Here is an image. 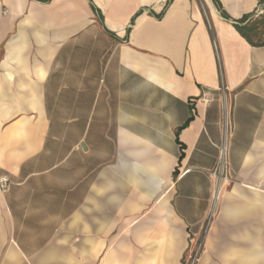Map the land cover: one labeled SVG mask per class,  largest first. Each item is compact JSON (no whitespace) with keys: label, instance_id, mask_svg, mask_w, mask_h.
Returning a JSON list of instances; mask_svg holds the SVG:
<instances>
[{"label":"crops","instance_id":"1","mask_svg":"<svg viewBox=\"0 0 264 264\" xmlns=\"http://www.w3.org/2000/svg\"><path fill=\"white\" fill-rule=\"evenodd\" d=\"M237 24L246 25L252 41ZM264 0H0V264H264Z\"/></svg>","mask_w":264,"mask_h":264},{"label":"built area","instance_id":"2","mask_svg":"<svg viewBox=\"0 0 264 264\" xmlns=\"http://www.w3.org/2000/svg\"><path fill=\"white\" fill-rule=\"evenodd\" d=\"M223 107H224V117H223V131L224 139L220 146L219 155L216 167L210 172V176L213 179V193L211 201L210 212L204 222L202 234L195 238L184 258L183 264H199L201 257L205 249V236L211 226L212 220L214 218L218 203L221 196L234 181L233 175L231 173L230 161H229V135L232 128L231 117H230V106L228 95L224 92L223 96ZM11 182L8 177H0V189L2 191H7L10 187Z\"/></svg>","mask_w":264,"mask_h":264},{"label":"trees","instance_id":"3","mask_svg":"<svg viewBox=\"0 0 264 264\" xmlns=\"http://www.w3.org/2000/svg\"><path fill=\"white\" fill-rule=\"evenodd\" d=\"M236 27L239 29V31L244 35L246 36V38L250 41H252L251 37L249 36L248 34V30L246 28V25H240V24H237ZM253 42V41H252ZM264 43V41L262 42Z\"/></svg>","mask_w":264,"mask_h":264}]
</instances>
